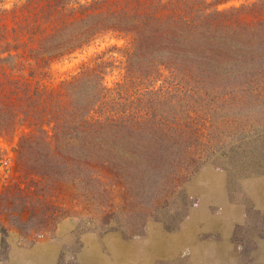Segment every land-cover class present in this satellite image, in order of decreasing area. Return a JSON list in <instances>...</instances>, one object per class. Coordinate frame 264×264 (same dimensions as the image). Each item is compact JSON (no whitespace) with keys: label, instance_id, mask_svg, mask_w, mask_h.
Instances as JSON below:
<instances>
[{"label":"trees","instance_id":"1","mask_svg":"<svg viewBox=\"0 0 264 264\" xmlns=\"http://www.w3.org/2000/svg\"><path fill=\"white\" fill-rule=\"evenodd\" d=\"M106 36L123 45L42 82ZM114 52L123 76L109 88ZM15 137L2 246L65 219L123 234L141 215L131 237L177 227L206 162L228 180L264 173V0H0V139Z\"/></svg>","mask_w":264,"mask_h":264},{"label":"rangeland","instance_id":"2","mask_svg":"<svg viewBox=\"0 0 264 264\" xmlns=\"http://www.w3.org/2000/svg\"><path fill=\"white\" fill-rule=\"evenodd\" d=\"M251 1L252 0H248V2ZM242 3H244V1L229 2L226 5L220 6V9L229 8L231 6L237 7ZM114 45L121 47L123 42L108 36L104 37L103 40L97 41L82 52L75 54L70 60L53 65L51 76L44 79L42 82L47 87L58 86L59 83L77 75L82 66L89 64L92 59L100 54L108 52L109 48ZM110 58L113 60L114 66L107 73L105 82L107 87L112 88L114 84L122 81L123 65H121V60L124 63L125 55L123 52H114L110 55ZM16 142V137L11 141L0 139V178L10 170L13 164V149ZM211 163L210 161L206 162L193 177L187 190L190 204L187 211L185 213L183 211L176 218V220H178L177 227L173 225L172 222L161 223L149 221L142 235L131 237V234L138 233V230L141 228V215H138L135 220L128 221L123 234L120 232L102 234L100 230L84 232V226H77L75 221L65 219L56 226L52 236L37 239L30 246L22 242L16 231L11 230L6 240V247L2 246L0 235V264H85L86 262L83 257L87 251L90 250L91 241L94 242L101 256L108 259H110L112 254L109 243H112L113 249L115 248L117 255H119L118 264H122L123 262V248H127L128 250L125 263H135V257L133 255L137 254L140 264H145L142 258L147 256L151 257L153 251L149 250V244L152 245L153 240L159 238V235L162 233L169 235L175 233L179 226L187 221L189 212L197 207L199 196L202 194V191L208 190V187H215L216 184L220 182L217 177L219 173L225 175V188L228 192L229 201L241 205L243 208L244 220L241 224L236 226L232 242L236 244L235 250H237L238 253L236 256L237 263L244 264L248 261L249 253L257 237L264 238V212L253 209V204L252 201H250L249 195V192L252 191L253 188V180L264 177V173L262 175L247 178H238V175H234L228 180L226 173L216 170ZM161 221L163 222V220ZM165 226H171L174 230L166 231ZM109 238L114 240L108 242L107 240ZM209 238L210 237L202 236L200 240L209 241L211 240V238ZM46 245L49 246L47 248H50V251H44V249L43 251H39L41 247ZM205 251H207V249H205ZM40 256H44L45 259L42 257L39 258ZM48 257L49 260L47 259ZM203 258L205 261L201 262H192L190 256L179 257L171 262H165L161 260L159 256L154 264H215L214 262L206 260V256H203ZM151 262H149V264H153V261Z\"/></svg>","mask_w":264,"mask_h":264},{"label":"crops","instance_id":"3","mask_svg":"<svg viewBox=\"0 0 264 264\" xmlns=\"http://www.w3.org/2000/svg\"><path fill=\"white\" fill-rule=\"evenodd\" d=\"M217 177L220 182L215 187H208V190L202 191L197 207L189 212L187 221L182 223L175 233L171 235L162 233L159 238L153 240L152 245L149 244V250L153 251L151 257L142 258L145 264H149L151 261L154 264L159 256L165 262L189 256L192 258V262H201L205 261L203 256H206V260L215 264H239L236 261L238 254L235 250L236 244L232 241L236 226L244 220L243 208L241 205L229 201L228 192L225 188V175L219 173ZM252 186L249 195L253 209L264 212V177L254 179ZM202 236L210 237L211 240L202 241L200 240ZM112 240L114 239L109 238L107 241ZM91 243V248L96 249L94 242L91 241ZM109 245L112 253L110 259L101 256L97 249L95 254L98 253L97 255L100 256L101 264H118L119 255H117L115 248L113 249V244L109 243ZM47 247L49 246H43L39 251H43V249L50 251V248ZM91 248L83 257L85 264H89L88 257ZM127 252V248L122 249V264H127L125 263ZM133 256L135 263L131 262V264H140L139 256L137 254ZM42 258L45 259L44 256ZM47 259L49 260V257ZM244 264H264V238L257 237L249 253L248 261Z\"/></svg>","mask_w":264,"mask_h":264},{"label":"bare ground","instance_id":"4","mask_svg":"<svg viewBox=\"0 0 264 264\" xmlns=\"http://www.w3.org/2000/svg\"><path fill=\"white\" fill-rule=\"evenodd\" d=\"M95 251L96 249H92L91 248V253L89 254V257H88V263L89 264H101L102 260H100V256L97 255L98 253L95 254ZM98 252V251H97ZM95 258H97V260H95ZM104 259V258H103ZM105 260V259H104ZM26 263V262H25Z\"/></svg>","mask_w":264,"mask_h":264}]
</instances>
